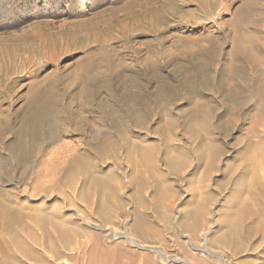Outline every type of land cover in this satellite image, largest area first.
Here are the masks:
<instances>
[{"label": "rangeland", "instance_id": "obj_1", "mask_svg": "<svg viewBox=\"0 0 264 264\" xmlns=\"http://www.w3.org/2000/svg\"><path fill=\"white\" fill-rule=\"evenodd\" d=\"M63 255L264 264V0H0V264Z\"/></svg>", "mask_w": 264, "mask_h": 264}, {"label": "bare ground", "instance_id": "obj_2", "mask_svg": "<svg viewBox=\"0 0 264 264\" xmlns=\"http://www.w3.org/2000/svg\"><path fill=\"white\" fill-rule=\"evenodd\" d=\"M221 7H222V6H221ZM104 196H106V195H104ZM101 198H102V197H101ZM101 198H100V199H101ZM105 199H106V198H105ZM105 199H104V200H105ZM102 200H103V198H102ZM100 204H101V203H100ZM107 204H108V203H107ZM107 204H106V205H107ZM101 206H102V205L99 206L100 209H103V208H101ZM98 209H99V208H98ZM109 209H110V207H109ZM105 210H106V209H105ZM105 210H104V211H105ZM112 210H113V209H112ZM102 211H103V210H102ZM107 212H108V211H107ZM107 212H105L104 215H105ZM110 212H111V211H110ZM164 212H165V211H164ZM111 213L113 214L114 211L111 212ZM109 214H110V213H107V215H105V217L108 216V219H109V217H110ZM112 214H110V215H112ZM102 215H103V214H102ZM197 216H198V215H197ZM197 216H196V217H197ZM106 218H107V217H106ZM190 218H191V217H190ZM190 218H189V219H190ZM194 218H195V217H194ZM199 218H200V217H199ZM199 218H198V219H199ZM134 219H135V218H134ZM198 219H196V220H198ZM201 219H202V218H201ZM204 219H205V218H204ZM134 221H135V222H134V228L139 229V227L142 226V228H140V230L145 228V227H143V226H146V224L148 225V223H150V222L147 223V221H148L147 218L145 217V215H142V214L138 215ZM193 221H194V220H193ZM193 221H192V222H193ZM201 221H202V220H201ZM184 222H186V221H184ZM195 222H196V221H195ZM195 222H194V223H195ZM199 222H200V221H199ZM187 223H188V221H187ZM189 223H190V222H189ZM196 223H197V222H196ZM203 223H205V221H204ZM181 224H182V223H181ZM190 224H191V226H192L193 223H190ZM150 225H151V224H150ZM194 225H195V224H193V227L196 228V225H199V224H196L195 226H194ZM188 226H189V225H188ZM150 227H152V226H150ZM193 227H192V228H193ZM201 227H202V226H201ZM62 228H63V227H62ZM62 228H60V231H61ZM148 228H149V227H148ZM188 228H189V227H188ZM190 228H191V227H190ZM190 228H189V229H190ZM186 229H187V227H186ZM193 229H194V228H193ZM193 229H191V231H192ZM62 230H63V229H62ZM198 230H199V229H198ZM200 230H201V229H200ZM194 231H195V233H197V232H196V229H194ZM114 232H115V231H114ZM189 232H190V231H189ZM192 232H193V231H192ZM61 233H63V231H62ZM64 233H65V232H64ZM128 233H129V232H128ZM193 233H194V232H193ZM223 233L226 234L227 231H226V232L224 231ZM224 234H223V236H222V240H223V241H226V239H228L227 237H229L230 235L228 236V235H224ZM227 234H228V233H227ZM194 235H196V234H194ZM115 236L118 237V239H121L117 233H115ZM197 236H198V235H197ZM218 236H220V235H218ZM218 236H217V237H218ZM63 237H66V236H63ZM63 237H62V238H63ZM62 238H61V239H62ZM66 238H67V237H66ZM114 238H115V237H114ZM128 238H129L130 242L132 243V245H135V246L138 245V243H137L132 237H131V238L128 237ZM219 238H220V237H219ZM230 238H231V237H230ZM64 239H65V238H64ZM220 239H221V238H220ZM65 240H66V239H65ZM129 240H128V241H129ZM47 241H48V240H47ZM52 241H53V240H52ZM62 241H63V240H62ZM103 241H104V240H103ZM125 241H126V240H125ZM216 241H217V240H216ZM216 241H214V242L216 243ZM219 241H221V240H219ZM230 241H231V240H230ZM126 242H127V241H126ZM50 243H51V242H49V244H50ZM66 243H67V241H66ZM217 243H218V242H217ZM224 243H225V242H224ZM219 244H220V243H219ZM66 245H68V243H67ZM222 245H223V244H222ZM50 246H51V245H50ZM64 247H65V246H64ZM94 247H95V246H94ZM52 248H54V247H52ZM142 248L145 249L144 246H142ZM115 249H116V248H115ZM94 250H95V249H94ZM97 250H98V249H97ZM99 250H100V249H99ZM99 250H98V251H99ZM107 250H109V249H107ZM113 250H114V249H113ZM101 251H102V250H101ZM137 251H138V250H137ZM130 252H131V251H130ZM100 253H101V252H99V254H100ZM105 253L107 254L106 250H105ZM108 253H110V252L108 251ZM111 253H112V250H111ZM131 253H132V252H131ZM157 253H158V252H157ZM58 254H59V253H58ZM92 254H93V251L91 252L90 255H92ZM99 254H98V255H99ZM102 254H104V253H101L100 255L102 256ZM106 254H105V255H106ZM113 254H114V252H113ZM125 254H126V253H124V255H125ZM141 254H142V253H141ZM60 255H62V254H60ZM94 255H95V254H94ZM94 255H92V257H94ZM98 255H97V256H98ZM116 255H118V254L116 253ZM116 255H115V256H116ZM121 255H122V254H121ZM133 255H134V254H133ZM101 256H100V258L97 257V258H98V261H101V260H100V259H101ZM103 256H104V255H103ZM109 256H110V255H109ZM111 256H112V255H111ZM118 256H119V255H118ZM122 256H123V255H122ZM127 256H130V254L127 255ZM167 256H168V255H167ZM123 257H124V256H123ZM133 257H134V256H132V259H133ZM144 257H145V256H144ZM159 257H160V256H159ZM186 257H187V256H186ZM95 258H96V256H95ZM107 258H108V256H107ZM111 258H112V257H111ZM136 258H137V257H136ZM136 258H135V260H136ZM193 258H194V257H193ZM73 259H74V258H73ZM73 259H72V257H71L70 255H63V256H56V259H55V260L58 261V264H70V263L72 262L71 260H73ZM93 259H94V258H93ZM93 259H92V260H93ZM132 259L130 258V260H132ZM137 259H138V258H137ZM143 259H144V258H143ZM208 259H209V258H208ZM90 260H91V258L89 259L88 262H91ZM102 260H103V259H102ZM105 260H106V258H105ZM133 260H134V259H133ZM135 260H134V261H135ZM140 260H141V259H140ZM186 260H188V259H186ZM193 260H194V259L191 258V260L189 259L188 262H189L190 264H201V261H200V260H199L200 262H199V261H193ZM70 261H71V262H70ZM94 261L97 262V260H94ZM110 261H111V260H110ZM147 261H148V260H147ZM149 261H151V260L149 259ZM105 262H106V261H103V263H105ZM114 262H115V261H114ZM132 262H133V261H132ZM135 262H136V261H135ZM144 262H146V261L144 260L142 263H144ZM97 263H100V262H97ZM97 263H96V264H97ZM103 263H102V261H101V264H103ZM111 263H112V262H111ZM120 263H121V262H120ZM130 263H131V262H130ZM133 263H134V262H133ZM149 263H150V262H149ZM189 263H188V264H189ZM88 264H90V263H88ZM124 264H125V263H124ZM144 264H147V262L144 263ZM150 264H151V263H150ZM207 264H208V263H207Z\"/></svg>", "mask_w": 264, "mask_h": 264}]
</instances>
